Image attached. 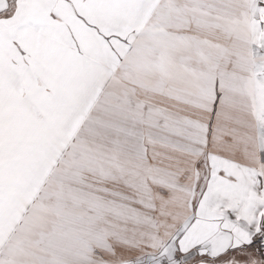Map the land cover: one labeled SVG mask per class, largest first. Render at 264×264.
<instances>
[{"label": "snow or ice", "instance_id": "6c2138e0", "mask_svg": "<svg viewBox=\"0 0 264 264\" xmlns=\"http://www.w3.org/2000/svg\"><path fill=\"white\" fill-rule=\"evenodd\" d=\"M0 264H264V0H0Z\"/></svg>", "mask_w": 264, "mask_h": 264}]
</instances>
